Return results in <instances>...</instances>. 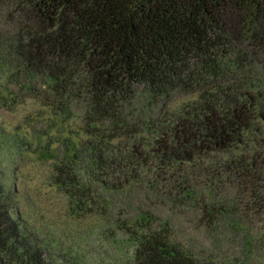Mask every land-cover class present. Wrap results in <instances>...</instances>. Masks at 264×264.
<instances>
[{"label":"trees","instance_id":"1","mask_svg":"<svg viewBox=\"0 0 264 264\" xmlns=\"http://www.w3.org/2000/svg\"><path fill=\"white\" fill-rule=\"evenodd\" d=\"M0 39L23 78H46L59 109L70 97L85 104L92 137L62 141L53 163L54 182L76 204L89 199L76 172L83 156L115 188L147 168L184 195L196 189L185 166L209 159L214 186L232 193L202 203L205 225L239 211L229 224L248 254L227 264H252V255L264 264V0H0ZM174 92L193 98L171 108ZM7 199L0 186V264H56ZM151 220L140 212L119 227L133 240L131 264H215Z\"/></svg>","mask_w":264,"mask_h":264},{"label":"rangeland","instance_id":"2","mask_svg":"<svg viewBox=\"0 0 264 264\" xmlns=\"http://www.w3.org/2000/svg\"><path fill=\"white\" fill-rule=\"evenodd\" d=\"M10 44L0 39V186L22 226L46 245L54 263L131 264L133 240L119 227L132 224L140 212L151 214L154 226L166 222L173 236L202 261L227 264L247 256L243 235L229 224L231 219L240 220L239 211L225 215L212 227L203 221L202 203L232 193L214 186L211 170L216 163L209 159L199 167L185 166L182 173L192 176L196 189L184 195L172 187L173 179L155 182L147 168H141L140 178L115 188L108 182L111 174L97 178L95 164L82 154L76 172L80 184L89 186V199L83 207L76 204L54 182L53 163L64 156L62 141L79 144L89 138L83 126L85 104L70 97L59 109V102L46 92L44 76H21L23 67ZM192 98L174 92L168 104L177 108ZM121 142L111 141L112 145ZM253 257L249 258L252 264L260 262Z\"/></svg>","mask_w":264,"mask_h":264}]
</instances>
